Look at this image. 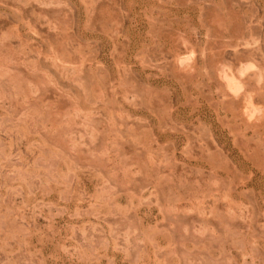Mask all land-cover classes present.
Masks as SVG:
<instances>
[{
	"label": "rangeland",
	"instance_id": "1",
	"mask_svg": "<svg viewBox=\"0 0 264 264\" xmlns=\"http://www.w3.org/2000/svg\"><path fill=\"white\" fill-rule=\"evenodd\" d=\"M0 264H264V0H0Z\"/></svg>",
	"mask_w": 264,
	"mask_h": 264
},
{
	"label": "bare ground",
	"instance_id": "2",
	"mask_svg": "<svg viewBox=\"0 0 264 264\" xmlns=\"http://www.w3.org/2000/svg\"><path fill=\"white\" fill-rule=\"evenodd\" d=\"M226 82H227L228 86H230L233 89H238L240 87L239 86V83L235 79H233V78L227 79Z\"/></svg>",
	"mask_w": 264,
	"mask_h": 264
}]
</instances>
